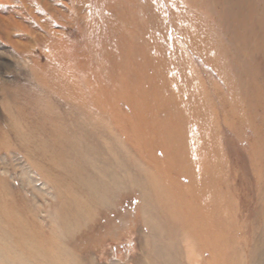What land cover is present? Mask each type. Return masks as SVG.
Segmentation results:
<instances>
[{
  "label": "rangeland",
  "instance_id": "obj_1",
  "mask_svg": "<svg viewBox=\"0 0 264 264\" xmlns=\"http://www.w3.org/2000/svg\"><path fill=\"white\" fill-rule=\"evenodd\" d=\"M252 243L264 0H0V264H251Z\"/></svg>",
  "mask_w": 264,
  "mask_h": 264
},
{
  "label": "bare ground",
  "instance_id": "obj_2",
  "mask_svg": "<svg viewBox=\"0 0 264 264\" xmlns=\"http://www.w3.org/2000/svg\"><path fill=\"white\" fill-rule=\"evenodd\" d=\"M183 35V34H182ZM184 37V36H183ZM190 47V46H189ZM175 48V47H174ZM201 52V51H200ZM207 61V60H206ZM175 63V62H174ZM188 76V75H187ZM190 77V76H189ZM185 78V77H184ZM183 78V79H184ZM191 78V77H190ZM42 79V78H41ZM168 80V79H167ZM190 82V81H189ZM187 84V83H186ZM71 85V84H70ZM190 85V84H189ZM191 87V86H190ZM76 89V88H75ZM170 89V88H169ZM68 90V89H67ZM77 90H78V88H77ZM80 90V89H79ZM171 90V89H170ZM194 90V89H193ZM218 91V90H217ZM208 92V91H207ZM78 93V92H77ZM160 93V92H159ZM189 94V93H188ZM217 94V93H216ZM151 95H153V94H151ZM163 95H164V93H163ZM169 95V94H168ZM190 95V94H189ZM168 97V96H167ZM65 98V97H64ZM79 98V97H78ZM168 98H170V97H168ZM81 99V98H80ZM82 100V99H81ZM224 100V99H223ZM78 102H80V101H78ZM192 102V101H191ZM10 103V102H9ZM179 103V102H178ZM195 104V103H194ZM181 107V106H180ZM154 108V107H153ZM196 112V111H195ZM155 114V113H154ZM148 124V123H147ZM161 125V124H160ZM176 128V127H175ZM152 143V142H151ZM12 158V157H11ZM256 233V232H255ZM257 234V233H256ZM255 235V234H254ZM253 235V236H254ZM260 235H258V238H262V237H259ZM255 237V239H256V236H254ZM258 241H261L262 243H263V241L262 240H259V239H257V242ZM254 246H253V248H252V250L250 249V251H251V255L253 256V258H252V261L251 260H249V262L251 261V264H264V248H262L261 247V245H258V244H254V243H252ZM249 251V252H250ZM250 254V253H249ZM251 258V257H250Z\"/></svg>",
  "mask_w": 264,
  "mask_h": 264
}]
</instances>
